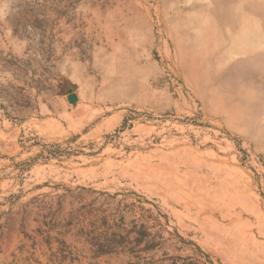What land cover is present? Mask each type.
<instances>
[{
	"label": "rangeland",
	"instance_id": "rangeland-1",
	"mask_svg": "<svg viewBox=\"0 0 264 264\" xmlns=\"http://www.w3.org/2000/svg\"><path fill=\"white\" fill-rule=\"evenodd\" d=\"M142 223L264 264V0H0V264H127Z\"/></svg>",
	"mask_w": 264,
	"mask_h": 264
},
{
	"label": "trees",
	"instance_id": "trees-1",
	"mask_svg": "<svg viewBox=\"0 0 264 264\" xmlns=\"http://www.w3.org/2000/svg\"><path fill=\"white\" fill-rule=\"evenodd\" d=\"M136 202L139 209L147 212V217H151L154 223L153 225H156L160 231L166 232L169 237L175 234L180 240L186 242L181 235L168 228L166 216L157 209L152 201L138 196ZM148 228L150 227L145 225V223H142L138 230L129 229V231H125L126 234L124 233L123 236H120V233H114L107 242V249L100 250L98 253H127L132 259L129 258L127 264H164L162 263L161 258H154V255L149 253L154 251V247L157 246V244L153 243L151 232L147 230ZM203 255L206 258H209L207 253L203 252ZM207 260L212 263L210 259Z\"/></svg>",
	"mask_w": 264,
	"mask_h": 264
},
{
	"label": "water",
	"instance_id": "water-1",
	"mask_svg": "<svg viewBox=\"0 0 264 264\" xmlns=\"http://www.w3.org/2000/svg\"><path fill=\"white\" fill-rule=\"evenodd\" d=\"M76 100V96H75V94H69L68 95V101H70V102H74Z\"/></svg>",
	"mask_w": 264,
	"mask_h": 264
},
{
	"label": "bare ground",
	"instance_id": "bare-ground-1",
	"mask_svg": "<svg viewBox=\"0 0 264 264\" xmlns=\"http://www.w3.org/2000/svg\"><path fill=\"white\" fill-rule=\"evenodd\" d=\"M200 215V214H199Z\"/></svg>",
	"mask_w": 264,
	"mask_h": 264
}]
</instances>
